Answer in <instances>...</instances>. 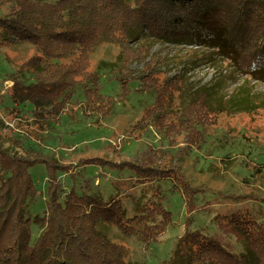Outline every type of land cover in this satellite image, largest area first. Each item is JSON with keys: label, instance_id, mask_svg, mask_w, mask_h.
<instances>
[{"label": "trees", "instance_id": "1", "mask_svg": "<svg viewBox=\"0 0 264 264\" xmlns=\"http://www.w3.org/2000/svg\"><path fill=\"white\" fill-rule=\"evenodd\" d=\"M209 21L217 27L211 32L216 52L232 57L239 54V59H244L240 69L264 79V0H0V40L7 44L26 41L35 49L7 75L13 104L7 109L18 117L26 107L27 115L16 122L19 133L0 118V264H140L130 260L127 247L109 239L97 221L111 222L147 242L170 221L168 211L149 199L142 213L126 217L120 196L104 200L99 192L90 191L86 179L80 189L72 186L64 191L58 172H70L71 165L23 141L32 136L39 142L44 134H50L63 112L71 108L78 88L85 95L79 104L85 115L106 114L114 102L99 92L100 69L114 70V79L125 89L123 63L141 56L143 42L203 43L201 30ZM113 45L118 47L115 62L100 59L96 70L89 71V58L95 50L103 46L108 54ZM131 49L134 53L127 55ZM151 73L149 69L141 77ZM180 86L184 88L183 83ZM215 88L220 87L192 91L186 101L177 95L187 107L176 119L161 115L166 96L156 95L159 102L144 109L133 130L152 125L164 132L163 138L183 133L191 143L205 140L201 127L211 123L213 114L237 102H224L221 95L217 99L216 91L212 92ZM236 90L249 98L256 95L242 86ZM79 162L83 166L112 163L100 157ZM37 163L47 168L46 209L42 217L31 218L27 207L38 190L29 170ZM133 165L141 179H172L181 184L186 198H191L193 191L177 166ZM226 217L240 235L241 252L234 253L193 230L179 237L168 264H264L262 224L237 212ZM31 222L39 227L35 236Z\"/></svg>", "mask_w": 264, "mask_h": 264}, {"label": "rangeland", "instance_id": "2", "mask_svg": "<svg viewBox=\"0 0 264 264\" xmlns=\"http://www.w3.org/2000/svg\"><path fill=\"white\" fill-rule=\"evenodd\" d=\"M207 24L201 30L203 43L199 40L191 44L143 42L141 56L123 63L125 89L114 79V70L100 69L99 92L108 97L109 102H114L106 114L85 115L79 109L85 95L78 88L71 108L63 112L50 134H44L39 142L32 136L23 141L26 146L71 165L70 172H58L64 191L72 186L80 189V183L86 179L90 180V191L99 192L104 200L120 196L126 217L142 213L149 199L159 202L168 211L170 221L147 242L140 240L137 234L123 232L111 222L97 221V226L109 239L126 246L128 258L140 264H168L179 237L193 230L216 239L234 253L241 252L240 235L226 217L230 213L255 218L264 228V79L242 71L240 65L244 59H239V54L233 57L224 51L218 54L211 44L217 27L210 21ZM34 52L29 42L7 44L0 40V118L17 133L20 131L16 122L26 117V107L18 117L7 109L13 105L7 75ZM117 53L116 45L108 54L106 47H98L89 58L88 70H96L100 59L114 63ZM133 53L131 49L127 55ZM149 69L152 73L141 77ZM181 83L184 88L179 89ZM216 86L220 88L212 92L216 91L217 99L221 95L224 102H229L228 99L237 102L213 114L211 123L201 127L205 140L191 143L183 133H170L163 138L164 132L152 125L133 130L144 109L159 102L156 95L166 96L161 115L170 114L176 119L183 115L187 107L185 101L192 91L204 92ZM241 86L256 95L249 98L246 93L238 92L236 89ZM177 95L185 101H178ZM22 124L26 126V122ZM173 125L179 129V125ZM90 157L104 158L113 165L83 166L79 162ZM131 163L177 166L193 191L191 198H186L181 184L172 179H141ZM29 171L38 193L28 204L27 216L42 217L46 209L47 168L44 163H37ZM31 226L35 236L39 227L33 222Z\"/></svg>", "mask_w": 264, "mask_h": 264}]
</instances>
